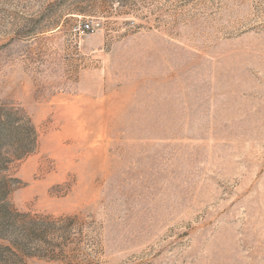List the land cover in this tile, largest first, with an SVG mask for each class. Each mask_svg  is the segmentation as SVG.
I'll use <instances>...</instances> for the list:
<instances>
[{"label":"rangeland","instance_id":"obj_1","mask_svg":"<svg viewBox=\"0 0 264 264\" xmlns=\"http://www.w3.org/2000/svg\"><path fill=\"white\" fill-rule=\"evenodd\" d=\"M0 264H264V0H0Z\"/></svg>","mask_w":264,"mask_h":264}]
</instances>
